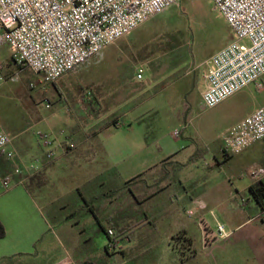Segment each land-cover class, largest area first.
Here are the masks:
<instances>
[{
  "label": "rangeland",
  "instance_id": "obj_1",
  "mask_svg": "<svg viewBox=\"0 0 264 264\" xmlns=\"http://www.w3.org/2000/svg\"><path fill=\"white\" fill-rule=\"evenodd\" d=\"M143 39H150L149 48L154 53L153 60L148 64L139 58L131 57L129 50L126 49L131 41L134 44L135 40ZM233 40H235L233 30L215 9L211 0H181L178 5L172 6L164 14L155 16L142 25L131 39H120L103 50L100 55L64 75L56 84L38 85L42 77L30 70L23 73L17 71L15 78L0 81V114H3L1 120L12 137L17 131L9 118L24 115L28 103L32 104V100L36 102L37 110L43 118L51 119L55 125L57 119L69 120L73 117L92 116L100 121L105 119L104 122H109L119 116L125 123L121 129L123 131H128L129 126L132 125V116H125L129 110L139 107L145 110L155 105L158 108L157 114L147 115L149 120L144 125H134L136 137L140 139L144 136L152 153L139 152L131 167L120 171L119 182L126 187V190L121 189L119 193L121 199L119 198L116 204L118 208L116 219L119 220V224L117 229L113 228V230L116 232V238H120L121 247L110 252H107L103 246L108 239L99 229L96 218L90 213L85 215L86 217L83 214L73 217L72 213L82 204V196L89 197V194L106 196L113 186H102L100 182L108 178L114 180L115 176L111 172L86 165L83 161L85 158L81 159L79 149L64 155L63 147H60L54 135H51L53 131L51 127L37 124H31L28 129L24 127L23 139L28 142L31 165H34L37 159H44L49 151L54 153L53 170L43 178L38 177L37 180L35 178L31 190L45 199L39 202L45 216L53 224V237L56 236L59 244L66 241L71 247L62 260L64 264H78L84 260H92L97 264H116L118 262L115 260L136 256L159 257L172 261L191 254L184 239L186 236L193 239L194 249H192L197 252L199 259L211 257L230 260L231 262L227 264L264 263L260 251L252 247V239L255 237L252 233L253 224L231 238H221L218 225L214 216L211 218V214L209 216L205 215L207 213L195 212L191 210V206H188L185 209L181 208V217H178V214L163 216L160 200L145 202V195L148 197L153 190L149 185L146 164L160 155L161 151L157 145L160 140L172 143L176 141L172 136L176 129L179 132L184 129V136L190 137V139L180 137L179 144L184 143V145L179 147H187L182 151V155L191 152L186 168L195 174L198 184L196 191L200 189V183L205 189L211 181L229 178L231 166H225L227 160L220 152L219 137L222 131L239 116L229 115L231 107L234 105L242 107L240 114L251 111L260 103L264 104V90L258 91L254 85H251L230 102L221 103L222 105L216 106L217 108L207 109L202 108L198 103V94L203 89L202 74L208 71L211 57ZM11 59L10 48L7 45H0L3 77L8 76V66L12 65ZM140 67L144 71V78L142 81H136V73ZM16 68L19 70L18 67ZM16 68L13 66L10 72H15ZM158 68L164 71H160L158 77H154V69ZM31 84L36 87L30 88ZM64 85L69 88L64 90ZM101 91L108 95L102 103ZM153 99L155 100L152 101ZM47 102L51 109L46 108ZM110 103L114 106L109 105ZM82 106L87 108V113L81 111ZM104 122L98 123V126ZM18 128L21 131L19 126ZM42 133L53 141L50 147L42 146L39 137ZM13 145L17 146L18 152L22 151L23 147L18 140L14 139ZM85 156L90 157L89 154ZM215 156L219 158L220 163H217ZM138 176H141L142 181L128 183ZM41 182L44 185L39 186ZM130 189L138 196L137 203L134 199L133 204L129 203L128 194L133 197ZM187 193L189 194L190 191ZM45 201H53L54 204ZM147 213L153 215V218H150L152 223L147 222ZM101 215L104 219V215ZM108 215L111 213L108 212ZM55 217H58L59 221L63 219L72 224L77 218L91 226L87 232H81L82 225L75 224L71 228L67 225L65 228V224L56 223ZM107 224L106 229H108ZM181 224H185L188 228L184 238L180 236L184 231ZM151 225L156 226L158 237V245L152 250L145 245L149 235L145 232L152 229ZM83 226L86 227L85 224ZM205 226L212 235L204 231ZM225 228H227L226 224ZM67 230L70 232L67 233ZM209 236L215 240L210 250L203 246ZM86 240L89 242L87 243ZM257 242L263 244L261 238ZM116 244L118 245L117 242Z\"/></svg>",
  "mask_w": 264,
  "mask_h": 264
},
{
  "label": "crops",
  "instance_id": "obj_2",
  "mask_svg": "<svg viewBox=\"0 0 264 264\" xmlns=\"http://www.w3.org/2000/svg\"><path fill=\"white\" fill-rule=\"evenodd\" d=\"M141 26L125 38L131 39ZM150 43V39L135 40L134 44L131 41V43H129V46L131 47L127 46L126 49L129 50L131 57H134V59L139 58L144 63L148 64L154 57V53L149 48L151 47ZM13 66L14 68L17 67L12 60V65L10 67L8 66V76H4L5 80L15 78L17 71L19 73L27 71L20 69L17 70L16 68L15 72L12 73L10 72V69L13 68ZM140 69H142V67H140ZM160 71H164V69H154V77H158ZM208 71L202 74L203 89L198 94V103L200 105L202 94L207 85L206 74ZM135 78L136 81H138L137 73ZM35 87L36 86L31 87L30 85V88L32 89ZM68 88L69 86L67 85H64L63 87L64 90ZM136 91H141V89H136ZM241 93H243V91L223 103L230 102L235 96H238ZM107 96L108 95L105 92L101 91V103L107 98ZM112 104L113 103H110L109 105ZM36 106V102L32 100V104L30 102L28 103L26 109L27 112L24 115L21 117L9 118L13 128H16L17 131L14 137L11 136L9 131L3 125L1 120L3 114H0V123L4 130L13 140H18L19 144L23 147L22 151L18 152L16 149L17 146L13 145L12 141L10 149L15 153L14 159H0V222L3 224L6 231L5 237L0 239V264H64L62 260L65 258L64 256H66V252L71 249V247L66 244V241L59 244L56 236L53 237V224L45 216L43 207L39 202L42 200L44 201L45 199L39 197V195L37 196V194L31 190V186L35 183V178L36 180L38 177L43 178L44 175L46 176L49 171L53 170L55 157L51 160L47 159V157L44 159L40 158L35 161L34 165L30 164L29 158L31 152L29 151L28 142L23 139L24 132H22L26 127L28 129L31 124L51 127L53 130L51 131V135H54L57 144L60 147H63L65 151L64 155L79 149V152L82 155L81 159L85 158L83 161H85L86 165L93 166L98 170L103 169L105 172H111V174L115 176L114 178L117 180H109L108 178L104 179V182H100L102 186L111 185L113 188L111 187L112 189H110L102 200L100 199L97 202L91 203L92 205L89 207L94 210L95 214H92L87 209L85 210L84 206L85 202L89 203L91 198L99 194H94L92 196L89 194V197H83L82 194H80L83 202L77 207L75 212L72 213L73 217H78L79 214H83L84 217L89 213L92 214L96 218L99 229L104 233L102 228H106V223H108L107 230H113V228L117 229V225L119 224V220L116 219V213L118 210L116 204L121 196L119 194L121 193V189L125 188L126 190V187H123L119 182L120 171L131 167L139 152L144 153L151 148L147 144V141L144 140V136H141L140 139L136 137L134 125H144L145 122L149 120V116L158 113L156 105L153 107L149 106L148 109L145 110H142L140 107L135 109L132 107L133 109L129 110L125 115L126 117L132 116V125L129 126L128 131H123L121 129L124 127L125 123L119 116L115 120V125L107 127L104 126L108 121L104 122L105 119H101L100 121L92 116L73 117L69 120L57 119L58 121L56 125H60L57 127L52 123L51 119L43 118ZM81 108V111L86 112V107L82 106ZM241 108L242 107H237L235 105L231 107L229 115L239 116L227 126L224 131H222L219 137V148L222 154L224 148L222 135L224 132L239 124L258 108H264V104L260 103L251 111L243 114H240L242 113L240 112ZM112 111L116 112V110ZM100 122H104V124L98 126V123ZM18 126L21 128V131ZM176 131L179 130L176 129L174 133ZM183 131L184 129L179 132V136H175L173 133L172 136L176 139L174 143L167 141L161 142V140L157 143L159 150L161 151L160 155L154 160L151 159L146 164L147 174L149 175V185L153 190L148 197L145 195V202L160 200L163 216L178 214V217H181V208L183 207V209H185V207L188 206H191V210H194L195 212L207 213L205 215L209 216L211 214V218L214 216L217 225L223 226L225 236H220L221 238H231L233 235L253 224L252 233L255 237L252 239V247L255 250L257 249L260 251V256L264 260V224L260 225L258 223H264L262 220L264 199L258 198L252 190L253 188L264 187V175L258 179L251 176L253 169L260 168L264 170V141L251 145L238 155L224 157V159L227 160L225 166H231L229 178L221 181H211L205 189L203 188V184L200 183V189L196 191L195 188L198 187V184L195 174L188 171L186 168V165L189 163L188 159H190L191 152L182 155V151L187 147H179V145H184V143L179 144L181 142L180 137L183 138L185 135ZM184 137V139H190L188 136ZM50 144H53L51 139ZM149 152L152 153V151ZM86 154H89L90 157L87 158L85 156ZM215 159L217 163H220L217 156H215ZM31 167L34 168L31 169ZM17 170L19 171L18 173L16 172ZM99 176H101V173ZM7 178L10 179V184L8 187H5L3 182ZM140 178L141 176L133 178L128 183H135L141 180ZM143 181L145 185V180ZM41 185H44V183L42 184L41 182L39 186ZM133 187L135 188V186ZM77 191L81 193L78 188ZM188 191H190L189 194L187 193ZM130 193L133 197L128 194L130 197L129 203L133 204V199L134 202L137 203L138 201L136 197L138 198V196H136L131 189ZM45 202H48V204H54L53 201ZM134 209L136 210V207H134ZM107 211L110 212L111 215H108ZM219 212L221 213L219 214ZM101 214L104 215V219H102L103 217H101ZM146 218L147 222L152 223L150 219L153 218L152 214L147 213ZM75 219L74 224H72V222H67L63 219L59 221L58 217H55L56 223L65 224V228L67 225L71 228L72 225L79 224L82 225L83 228L81 232H87L91 224H86L83 220L77 218ZM83 224H85L86 227H84ZM225 224L227 225V228H225ZM181 225L184 227L182 233L186 235L188 228H186L185 224ZM151 227L152 229H148V231L145 232L149 234L145 245L150 250L156 249L158 245L156 226L151 225ZM207 229V226H205L204 231L212 235V232ZM69 232L70 231L67 230V233ZM150 235H152V237ZM259 238L262 239L263 244L257 242ZM115 239L118 243L117 248H120V238L117 239L115 235ZM186 239L191 241V243L187 241L189 247L188 250L191 251V254L183 258L181 257L171 261L159 257L141 258L136 256L132 258H122V260L118 259L115 260V262H118L116 264H227L231 262L230 260L211 257L206 259L197 258V252L193 250V239H190L187 236ZM213 241L215 240H213L212 236H209L203 246L210 250L214 245ZM86 242L88 243L89 240H86ZM106 244L107 243L103 245L104 248Z\"/></svg>",
  "mask_w": 264,
  "mask_h": 264
},
{
  "label": "built area",
  "instance_id": "obj_3",
  "mask_svg": "<svg viewBox=\"0 0 264 264\" xmlns=\"http://www.w3.org/2000/svg\"><path fill=\"white\" fill-rule=\"evenodd\" d=\"M235 34V40L211 57L206 74L202 108H214L247 87L264 90V0H211ZM181 0H0V45H7L20 70L42 77L39 85L56 83L107 47L129 36L142 24L164 14ZM3 64L0 63V81ZM143 79V70L137 80ZM31 84V87H34ZM46 108L50 104L46 103ZM179 131L174 133L179 136ZM43 147H50L46 134H39ZM223 155H238L264 141V108L223 135ZM12 137L0 123V159L12 160ZM51 160L53 151L46 155ZM34 167H31L33 169ZM19 172L18 170L16 171ZM264 170L253 169L260 178ZM10 179L3 185L8 187ZM264 220V211L262 214ZM218 233L224 237L223 226ZM109 252L117 249L115 232L107 231Z\"/></svg>",
  "mask_w": 264,
  "mask_h": 264
},
{
  "label": "trees",
  "instance_id": "obj_4",
  "mask_svg": "<svg viewBox=\"0 0 264 264\" xmlns=\"http://www.w3.org/2000/svg\"><path fill=\"white\" fill-rule=\"evenodd\" d=\"M116 119H112L111 121H109L107 124H105L104 127H107V126H112V125H115ZM103 127V128H104ZM254 194L260 198V199H264V187L262 186L261 188H253L252 189ZM104 198L103 195H95L93 198H91V201L89 203L85 202V206H84V209L88 210L89 212H91L92 214H95L94 210L91 209L89 206L92 205L91 203H94V202H97L99 201L100 199L102 200ZM85 199V198H84ZM96 216V215H95ZM103 232L105 233V235L108 237V234H107V229L106 228H102ZM6 235V231H5V227L3 226V224L0 222V239L4 238ZM180 236L182 238H184L183 236H185L183 233H180ZM186 239V237L184 238ZM186 241H189L188 239H186ZM191 243V241H189ZM105 249L107 252H109L108 250V247L105 246ZM78 264H96V262L92 261V260H85V261H81L79 262Z\"/></svg>",
  "mask_w": 264,
  "mask_h": 264
}]
</instances>
